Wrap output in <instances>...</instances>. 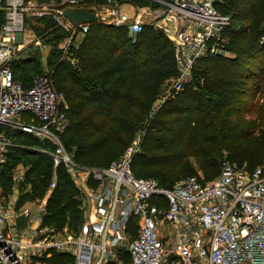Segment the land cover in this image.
Instances as JSON below:
<instances>
[{"label": "built area", "instance_id": "built-area-1", "mask_svg": "<svg viewBox=\"0 0 264 264\" xmlns=\"http://www.w3.org/2000/svg\"><path fill=\"white\" fill-rule=\"evenodd\" d=\"M220 1L148 0L140 5L104 0L88 10L94 11L92 21L125 27L130 36L145 24L163 32L174 49L177 71L167 97L190 81L199 58L227 55L230 19L217 9ZM122 5L131 13L122 11ZM67 8H85L84 0H0V165L16 146L13 134L18 131L53 148H32L52 158L42 198L18 203L31 190L28 167L21 162L11 168L9 187L0 180V264H45L41 258L50 251L70 255L71 264H264L261 167L248 171L224 160L209 181L193 175L165 188L132 171L142 132L106 167L78 164L65 150L59 139L68 122L64 98L48 70L44 66L24 86L14 79L9 62L23 52L27 20L48 18L63 33L57 51L75 66V53L92 21L70 22L63 15ZM41 41L34 36L28 43L39 46ZM60 164L77 184L82 219L75 231L43 220Z\"/></svg>", "mask_w": 264, "mask_h": 264}, {"label": "trees", "instance_id": "trees-1", "mask_svg": "<svg viewBox=\"0 0 264 264\" xmlns=\"http://www.w3.org/2000/svg\"><path fill=\"white\" fill-rule=\"evenodd\" d=\"M103 2L84 0V6L88 9ZM216 6L229 16L225 34L232 54L199 58L190 81L167 97L177 72L174 49L163 33L147 26L130 36L125 27L89 22L72 66L56 49L61 30L51 19H36L43 25L35 28L34 35L51 43V50L44 62L39 53L12 59L13 77L29 86L46 67L54 89L63 94L68 119L59 139L83 166H108L142 132L132 171L137 177L154 178L165 188L193 175L200 182L209 181L218 175L224 160L248 171L264 170V0H221ZM256 92L262 95L253 101ZM13 136L16 146L0 165V180L9 187L11 168L21 162L28 167L26 183L31 190L18 203L24 198L40 199L52 176V158L32 148H53L28 133L18 131ZM178 146L180 152H176ZM191 156L196 166L188 163ZM56 175L44 223L75 231L82 219L78 190L63 164ZM41 259L45 264L73 260L56 251Z\"/></svg>", "mask_w": 264, "mask_h": 264}, {"label": "rangeland", "instance_id": "rangeland-1", "mask_svg": "<svg viewBox=\"0 0 264 264\" xmlns=\"http://www.w3.org/2000/svg\"><path fill=\"white\" fill-rule=\"evenodd\" d=\"M121 10L124 11V12H126V13H128V14L131 13V11H130L131 9L129 8L128 5H122L121 6ZM43 20H45V19H43ZM144 20L145 19H143V21ZM42 25H43V22H40V21H38L36 19L27 20L26 26H25V31H24V34L26 36V40L23 42L25 44V46L23 48V52H21L22 54H19V55H21V56H28L31 53H38L39 52V54H40V56H41L42 59H45V60L47 59V56L49 54V51L51 50V43L50 44H47V43L45 44V42L41 41V45H39V46L35 45L34 43L33 44L28 43L29 42V38H32V37L35 36L34 35L35 34V32H34L35 28H38V27H40ZM144 26L150 27V28H152V30H157V32L163 33L158 28H155V27L150 26L148 24H145ZM262 41H264V38L262 39ZM228 42H229V39L226 40V45H225V49L226 50L225 51L227 52V55H225V56H230L232 54L231 51L228 49L230 47V42L229 43ZM44 44H45V46H44ZM221 57H224V56L221 55ZM206 60L207 59H202V62L201 63L202 64H207ZM261 95H262V93L259 94L258 92H256L255 95H254L253 101L259 100L261 98ZM161 98H159L158 100H161ZM159 102H161V101H159ZM139 133H141V132H138L137 134H139ZM180 150H182V149L180 148V146H178L176 152H180ZM162 151L163 150H161V152ZM70 155L73 157L72 153H70ZM187 160H188V163L189 164H192V165L196 166V158H194V157L191 156ZM196 172H197L198 175H200V176L202 175V173L200 172V170L197 167H196ZM148 176H150V175H148ZM74 184L77 186V184L75 182H74ZM25 199L26 198H24L21 201V203H25Z\"/></svg>", "mask_w": 264, "mask_h": 264}, {"label": "water", "instance_id": "water-1", "mask_svg": "<svg viewBox=\"0 0 264 264\" xmlns=\"http://www.w3.org/2000/svg\"><path fill=\"white\" fill-rule=\"evenodd\" d=\"M64 17L72 23L94 20V11L87 8H67L63 12Z\"/></svg>", "mask_w": 264, "mask_h": 264}]
</instances>
